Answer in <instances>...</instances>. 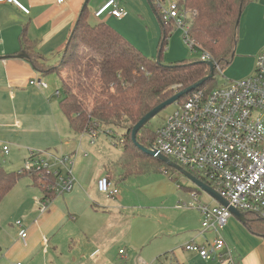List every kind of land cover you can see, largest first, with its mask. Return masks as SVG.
Wrapping results in <instances>:
<instances>
[{
  "label": "crops",
  "instance_id": "1",
  "mask_svg": "<svg viewBox=\"0 0 264 264\" xmlns=\"http://www.w3.org/2000/svg\"><path fill=\"white\" fill-rule=\"evenodd\" d=\"M19 1L29 8L28 13L14 4L0 3V145L9 148L6 154L0 150V166L6 160H24L32 152L55 166L53 156L68 155L74 180L70 191L56 193L46 202L30 174L18 179L0 202V264H222L184 248L188 241L206 243L215 236L201 227L199 201L196 229L183 235L187 229L180 226L174 233L178 236L171 237L177 225L170 219L164 226L144 222L136 229L134 220L141 214L130 215L123 193L118 189L115 195L106 196L98 190V179L111 176L107 165L112 160L95 150L90 131L76 134L71 130L59 106L58 75L42 74L29 59L17 55L22 51L19 37L25 28L45 63L57 62L85 0ZM107 1L88 0L89 23L106 22L141 52H150L145 49L147 44L153 49L161 31L148 0H117L126 11L122 18L107 13L96 16ZM139 21L147 25L144 35L137 29ZM263 47L264 0H252L242 12L240 37L231 60L237 63L233 72L238 71V79L252 72L255 56ZM39 79L47 85L31 83ZM111 181L118 188V178ZM174 210L185 217V210ZM144 216L137 219L147 221ZM17 220L21 227L15 224ZM21 228L26 231L24 238L19 234ZM221 234L236 264H264V236L253 233L245 221L232 214Z\"/></svg>",
  "mask_w": 264,
  "mask_h": 264
},
{
  "label": "trees",
  "instance_id": "2",
  "mask_svg": "<svg viewBox=\"0 0 264 264\" xmlns=\"http://www.w3.org/2000/svg\"><path fill=\"white\" fill-rule=\"evenodd\" d=\"M158 1L149 0L161 26L156 56L143 54L106 22L90 24L86 6L60 59L53 64H46L43 56L34 50L25 28L19 37L21 50L28 55L27 59L36 70L45 75H58L59 106L74 133L102 130L114 139L117 138L115 132L120 131L119 138L124 142L116 163L124 174L142 169L138 161L142 164L149 160L155 164L164 163L140 150L132 141L134 124L159 103L209 73V66L200 57L163 61L165 45L176 25L172 19L165 18ZM250 1L177 0L180 10L190 12L185 18L186 37L192 41L190 49L199 54L208 52L219 69L228 66L238 43L241 13ZM157 57L160 61L156 60ZM217 71L216 68L214 76L202 85L185 92L178 103L198 88H213L212 81ZM147 124L140 128L136 139L149 148L155 140V131L150 130ZM26 174H30L33 183L41 187L44 199H52L56 195V177L52 173L47 174L45 169L8 171L0 166V202L18 179ZM110 175V180L115 178ZM41 179L46 181L44 186L40 184ZM244 214L248 228L264 236V219L252 212Z\"/></svg>",
  "mask_w": 264,
  "mask_h": 264
},
{
  "label": "built area",
  "instance_id": "3",
  "mask_svg": "<svg viewBox=\"0 0 264 264\" xmlns=\"http://www.w3.org/2000/svg\"><path fill=\"white\" fill-rule=\"evenodd\" d=\"M63 1L57 0L58 3ZM1 2L14 4L25 13L29 12V8L19 0ZM158 7L166 19H172L176 26L184 29V39L191 48L192 41L186 37L185 22L190 12L180 10L177 0H159ZM105 13L117 18L126 15L117 0H108L95 15ZM200 59L212 60L206 51L200 53ZM217 69L222 72L218 66ZM31 83L47 85L40 79ZM56 93L60 95V91ZM96 133V130L90 131L92 142ZM149 148L167 156L211 186L228 201L229 206L242 213H255L264 219V47L256 54L253 70L247 76L228 80L220 87L198 88L183 102H175V108L155 130V140ZM0 150L3 154L8 153V145L1 144ZM53 158L55 166L32 152L29 158L31 164L25 169H45L47 174L52 173L56 177L55 192H68L74 180L71 157L62 155ZM45 183L44 179L40 180L42 186ZM97 187L106 196L118 192L108 175L98 179ZM193 195L196 196L197 192ZM44 200L47 202L50 199ZM197 209L203 216V231L212 230L215 236L206 243L188 241L184 248L198 253L203 259L236 264L221 234L232 215L231 211L219 203L212 206L199 203ZM15 224L21 227L22 222L17 220ZM19 234L24 238L25 229L21 228Z\"/></svg>",
  "mask_w": 264,
  "mask_h": 264
},
{
  "label": "rangeland",
  "instance_id": "4",
  "mask_svg": "<svg viewBox=\"0 0 264 264\" xmlns=\"http://www.w3.org/2000/svg\"><path fill=\"white\" fill-rule=\"evenodd\" d=\"M165 7L166 5H164V8ZM152 15L157 22L159 30L161 31L158 17L155 13H152ZM241 16L239 20L238 38L240 37ZM92 20L95 21L94 19ZM91 23L93 24V22ZM139 23L141 24V27H137V29H139L144 35L145 33L143 30H147V25L144 24V22L139 21ZM148 35L152 37L151 33H148ZM158 43L159 38L156 40L153 49H148L150 45L149 42L147 44V48L145 49L150 52L142 51V53L149 57L156 56ZM133 45L137 47L135 44ZM179 55L182 56L179 57ZM187 57L198 58L200 57V54L198 52H193L190 49L189 44L184 39V29L182 27L175 26L171 30V34L169 35L168 41L165 45L163 61L174 62ZM236 68L237 63L235 61L230 62L228 66L224 67L222 72L218 70L214 77V81H212L213 86L220 87L228 80L238 79V76H236L238 71L235 73L233 72L236 71ZM50 75L57 77L56 74ZM206 87L208 88V86ZM174 108L175 103H172L153 116L147 124L149 129L155 131L160 125H162L166 117ZM115 133L117 134V138L113 139L102 130H97L96 136L94 137L93 147L95 150L104 152L105 156L112 160L108 162L109 164L107 165V169L115 178H118V189L124 195L125 201L130 210V215L134 213L136 215L137 212L141 215H145L144 217H146L147 221H145V218L137 219L138 217H141V215L136 216L133 224L134 228L138 229L144 222H153L156 224V227L164 226L168 223V219H170L173 222V225H177L174 228V231L170 234L171 237L178 236L174 235V233L180 226H185L187 229L184 233L183 231L180 232V234L183 233V235L188 233L189 230L191 231V229H196L194 226L197 223L198 218L196 211L197 203L200 202L212 206L214 204V200L205 191L196 187L192 181L181 174L178 170L169 167L164 163L155 164L153 160H149L146 164H142L138 161L137 164L139 166L141 165L142 169L137 172L124 174L123 170L116 163L123 149L124 141L119 138L120 131ZM89 136L91 138V134ZM29 156L28 158L20 161H3L1 166L8 171H19L27 168V166L31 164ZM193 192H197L198 195L194 196ZM140 207H143L144 211H138L137 208L140 210ZM158 207L164 208L158 209ZM173 208L185 210V217Z\"/></svg>",
  "mask_w": 264,
  "mask_h": 264
},
{
  "label": "water",
  "instance_id": "5",
  "mask_svg": "<svg viewBox=\"0 0 264 264\" xmlns=\"http://www.w3.org/2000/svg\"><path fill=\"white\" fill-rule=\"evenodd\" d=\"M87 2H88V0H85L84 5L82 7V10L86 6ZM148 2H149V0H148ZM149 4H150V2H149ZM17 55H18V57L28 58V55L25 52H23V51H21ZM156 60L157 61H160V58L157 57ZM205 63L209 66V73L206 76H204L203 78H201L200 80H198L197 82H195L194 84L188 86L186 89L181 90V91L173 94L168 99H166L163 102L159 103L157 106H155L150 111H148L144 116H142L134 124V126L132 128V131H131V139H132V141L136 144V146L140 150H142L146 154H149V155H151L153 157H156V158L160 159L167 166H170V167L178 170L181 174H183L190 181H192L196 187H198L201 190L205 191L213 200L217 201V203L222 204L224 206H227L228 209L231 211V213L233 215H235L241 221L244 222L245 221V214L242 213V212H240L239 210L235 209L234 207L229 206L228 205V201L225 198L221 197L216 191H214L211 186H209L208 184H206L202 180L198 179L197 177H195L194 175H192L189 171H187L186 169H184L183 167H181L179 164L175 163L174 161L170 160L167 156L159 153L157 150L151 149V148H147L144 145L140 144L137 141V139H136V135H137L138 131L140 130V128L143 127L144 125H146L153 116H155L156 114H158L166 106H168V105H170L172 103L177 102L178 99L185 92H188V91L193 90L194 88L202 85L204 82H206L207 80H209L210 78H212L214 76V72H215V69L217 68V64L213 60H206Z\"/></svg>",
  "mask_w": 264,
  "mask_h": 264
}]
</instances>
